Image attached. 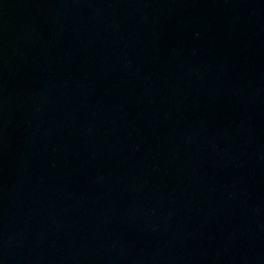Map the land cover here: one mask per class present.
Wrapping results in <instances>:
<instances>
[{"label": "water", "instance_id": "water-1", "mask_svg": "<svg viewBox=\"0 0 264 264\" xmlns=\"http://www.w3.org/2000/svg\"><path fill=\"white\" fill-rule=\"evenodd\" d=\"M0 264H264V0H0Z\"/></svg>", "mask_w": 264, "mask_h": 264}]
</instances>
